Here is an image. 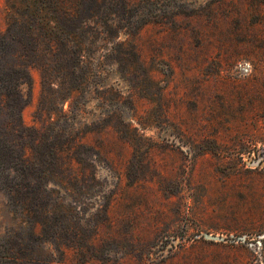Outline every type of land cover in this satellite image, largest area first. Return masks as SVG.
Here are the masks:
<instances>
[{
    "label": "rangeland",
    "instance_id": "374dc122",
    "mask_svg": "<svg viewBox=\"0 0 264 264\" xmlns=\"http://www.w3.org/2000/svg\"><path fill=\"white\" fill-rule=\"evenodd\" d=\"M145 6L161 21L118 30L92 91L55 108L28 68L22 141L49 173L25 199L0 171V264H264V0Z\"/></svg>",
    "mask_w": 264,
    "mask_h": 264
},
{
    "label": "trees",
    "instance_id": "16d2710c",
    "mask_svg": "<svg viewBox=\"0 0 264 264\" xmlns=\"http://www.w3.org/2000/svg\"><path fill=\"white\" fill-rule=\"evenodd\" d=\"M115 1L8 0L5 27L0 28V171L13 174L10 188L22 191L25 199L31 183L44 181L49 173L45 167L40 175L32 173L31 166L41 163L34 161L28 153L31 146L22 141L28 137L20 117L21 87L31 84L28 68L39 70L42 101L55 108L72 92L92 91L96 78L108 71L103 60L113 50L118 32L134 34L148 23L161 21L159 9L145 6L154 0H118L120 13L107 7ZM127 17L131 20L119 25ZM40 105L41 100L38 110ZM61 116L68 118L65 113ZM67 128H61V133L71 135ZM56 151L53 146L50 155L55 157ZM49 213V207L43 206V214Z\"/></svg>",
    "mask_w": 264,
    "mask_h": 264
}]
</instances>
